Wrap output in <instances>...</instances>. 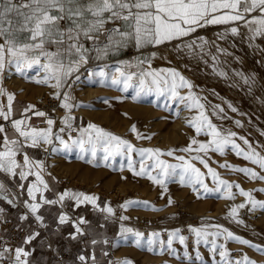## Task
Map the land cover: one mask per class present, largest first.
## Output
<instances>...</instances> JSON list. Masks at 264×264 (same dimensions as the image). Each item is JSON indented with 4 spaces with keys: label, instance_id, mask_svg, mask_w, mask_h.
<instances>
[{
    "label": "snow or ice",
    "instance_id": "1",
    "mask_svg": "<svg viewBox=\"0 0 264 264\" xmlns=\"http://www.w3.org/2000/svg\"><path fill=\"white\" fill-rule=\"evenodd\" d=\"M243 25L247 28L249 40L257 37H264V0H0V97L6 96L7 103H0V119L9 121L11 124L12 135L10 136L5 125L0 123V172L9 177H18L21 183L18 187L25 189L23 181H27L30 176L35 177L34 182H30L26 188L28 199L24 205L28 210L20 219L26 221L31 215L40 227H47L45 218L40 210L44 205L64 206L66 199L75 201V207L88 203L99 208L98 197L87 195L83 192L64 191L58 194L56 199H48L44 193L50 191L48 183L45 181L42 172L44 166L40 162H34L24 153L22 162L17 160V156L22 153L25 146L39 147L41 144L53 145L54 140L62 146L65 151L79 149L81 153L90 154L93 159L88 163H93L98 153H102V159L107 162L116 157H126L127 166L136 176H146L147 179L156 185H160L167 191L165 180L178 176L182 185L191 186L192 191L199 197L200 190L205 192L223 189L227 199H235L231 189L233 185L220 178L208 161L204 158L209 150L224 152L227 145H231L237 150V155H243L246 160L257 165L264 170V155L257 152L249 141L240 137L248 150L241 148L233 139L237 136L236 132H223L212 124L206 114L205 97L198 96L193 91V84L187 80L180 72L175 69H152L151 60L148 57L137 58L135 62H122L121 66L114 69L110 77L113 86H122L123 92L132 89L134 95L132 99L138 100L143 95L156 94L159 97H167L168 100L182 105L186 110H195L196 114L187 121L188 125L195 129L196 135L202 132L211 137L208 142H199L192 138L190 144L182 149H171L163 151L160 148H135L132 143L118 135H115L96 124H88L87 128L80 131V136L73 138L71 131L68 132L66 140L61 133L66 129H72L71 115H66L63 119L65 127L60 128L59 133L53 132L55 121L46 118L48 127L39 129L30 123L28 113L37 117H47L44 111L35 110L34 105H28L21 113V119H13L15 94L7 92L3 87V78L6 72L24 75L26 71L35 69L42 73L35 79L36 84L46 85L54 89L53 95L56 99H61V107L71 111L76 105L69 103L71 97L68 92L62 91L65 86L71 87L68 83L79 69L88 63L89 53L95 51L98 56L107 55L109 52H116L128 45H134L137 50L147 46H159L174 40H181L196 32L198 28L207 25ZM228 31L233 35L239 34L238 26H231ZM224 34H221L223 38ZM104 37L106 42L100 40ZM186 42L182 45L190 51L196 48L204 52V46L208 43L203 37ZM84 41L102 43V47L90 49L85 46ZM181 45H177L180 48ZM55 50H52V49ZM217 51H226L217 48ZM155 57V53H152ZM216 59L215 56L212 57ZM146 65V67H145ZM135 68L136 71H129ZM93 76L101 78L103 83L109 79V74L104 70L92 73ZM220 75H225L221 72ZM76 79H79L76 76ZM244 82L250 83V78L245 77ZM187 92L182 94V90ZM107 102V101H105ZM166 107L168 105H165ZM231 107V106H230ZM219 109V105L213 106V111ZM235 112L236 109L232 108ZM237 125L240 124L236 121ZM131 132L136 134L137 139H151V136H143L137 132L135 125H132ZM264 134V133H262ZM198 145V147H193ZM56 147L52 151H58ZM176 151L186 154L195 153L186 159L184 155L175 156L180 163L170 164L161 159L163 156L172 157ZM140 157L139 170L135 168L133 153ZM203 153L204 155H201ZM83 158V156H81ZM193 161H199L207 169V174L216 183L215 189H209L204 182L205 173L196 167ZM220 167H229L222 164ZM179 170V171H178ZM235 171L243 172L251 179L264 180V175L252 170L251 168H239ZM155 173V174H154ZM199 185V188H197ZM264 191V188L259 189ZM239 194L246 197L245 203L232 207L229 216L236 218L238 209H243L247 204H251L252 209L257 207L264 209V201H258L252 197V193L240 188ZM0 199H6L9 204H14V199H8V189L0 182ZM139 201H127L121 205L125 210L131 205H137ZM173 200L168 199L171 205ZM144 207L148 208V202H143ZM153 210L155 209L152 206ZM106 213L105 219L114 216L115 212L111 206L99 208ZM3 209H0V213ZM121 221L128 220L129 217L121 215ZM242 223V221H238ZM71 223L74 232L71 233L72 239L85 234L82 225H87L88 221L83 217L73 220L66 212L61 211L57 216V224L64 225ZM103 227V225H101ZM212 228L215 231H209ZM189 232L195 236V244L210 245V252L213 253V264H256V261L249 258L246 254L240 259L231 260V253L224 243H218V239L223 238L227 241H237L242 245L256 248L258 252L264 254V247L251 244L249 240L241 239L227 229H222L220 225H208L204 228L189 226ZM135 238L136 245H140L144 239V233L135 231L130 227L121 225L119 237L127 240L128 236ZM39 232L29 233L22 241L23 245H30ZM188 237L181 234L180 229L168 233L167 241L160 239L159 232H153L146 241L148 251H155L159 247L161 253L167 250L171 255H176L173 248V241L178 240L181 245L187 247ZM97 239H92L91 244L100 243ZM108 244L109 241H102ZM107 255V253H104ZM184 255L191 259L185 251ZM216 255L219 260H216ZM31 252L24 246L11 247L6 242L0 241V264H30L29 257ZM178 258V257H177ZM80 264H96V257L93 252L91 256L79 255L77 257ZM196 259L203 260L200 252L196 251ZM123 264H132L125 260Z\"/></svg>",
    "mask_w": 264,
    "mask_h": 264
},
{
    "label": "rangeland",
    "instance_id": "2",
    "mask_svg": "<svg viewBox=\"0 0 264 264\" xmlns=\"http://www.w3.org/2000/svg\"><path fill=\"white\" fill-rule=\"evenodd\" d=\"M240 25L243 26V23H240L239 25H207L203 28H198L196 32L192 33L188 37H184L181 40H174L172 42H180L186 38L192 36L195 37V35L197 36V32L199 30L205 31L206 28L210 30H216L218 26H222V28H230L231 26L240 27ZM243 33L250 34L247 29L243 30ZM100 40L106 42L104 37H101ZM172 42H168L166 44L171 45ZM84 43L85 46L90 49H93L97 46H103L100 42L94 44L92 41H84ZM159 46H147L143 49L137 50L134 45L130 44L119 51L109 52L107 55L100 56H98L95 51H91L89 53L88 63L84 64L79 69V71L69 79L68 83L71 85V87L66 86L64 90L68 92L71 97L69 103H72L76 106L73 107L69 112V110L61 107V103L59 102V106L62 108V111L66 115H71L74 117L72 120L73 130L66 129L65 133H61V135H63L67 140L68 132L71 131L73 138H77L80 136V131L84 128H87L88 124L90 123L96 124L104 130L114 134L116 130V120L114 119V115L117 113L123 114L128 123H132V115L129 111H124L122 106L131 103H147V100L152 99V95H143L140 99L134 101L132 99V96L134 95L133 90L129 89L128 92H123L122 86L111 85L110 77L114 73V69L118 66H121L122 62H135L137 58H141L143 53L148 55L149 49L158 48ZM52 50L55 49L53 48ZM100 70H104L109 74V79L105 80L103 83L100 82V77L91 75L92 73H98ZM129 71H136V69L132 68L129 69ZM25 74L20 75L15 73L13 70L6 72V76L3 80L9 84L19 81L31 84L32 86L38 85L41 89H43V92L39 93L37 97L49 96L53 93L54 89H51L46 85L36 84L34 82L36 78H39V76L42 75V73L34 69L26 71ZM76 76H78L79 79H76ZM106 116L107 119L105 118ZM58 122L59 121L55 122L52 126L54 133H59L60 128L65 127L63 121L59 123ZM45 146L47 147L46 159L49 164V169L67 177L71 182L78 184L83 189L92 191L96 194H101L103 199L106 201L107 206H111L113 208L115 212L113 217L119 220L121 225L130 227L135 231L142 232L140 227L133 224L134 216L139 214L145 216V218H149L150 221L156 222L157 225H161V228L166 230L165 237L161 236L160 234V239L165 242L168 239V233L176 229H180L181 234L188 237L186 241L187 250H180L184 245H181L178 240L173 241V248L176 249V255L174 256L171 255L167 250L161 253L158 246H156L155 251H148L147 245L144 241L147 240L151 233L159 232V229L153 228L148 233L142 232L144 233V239L139 246L136 245L135 238L129 234L127 240L120 238L121 246L117 252L119 264H123V261L125 260L131 261L132 264H176L175 261H194L198 264H213V253H211L209 250L210 245H205L203 243L196 245L195 236L189 232V226L198 228H204L208 225L221 226V222L215 217L226 219L231 203L229 201L231 199L226 198V192L223 189H221L219 192H205L203 188H199V185H197V188L200 190V195L198 197L197 194L192 191L191 186L182 185L179 182V177L175 176L165 180V184L167 186V191L165 192L162 186L152 183V181L147 179L146 176L134 175L133 172L128 169L126 157L118 156L114 160L110 158L109 161L105 162L101 158L103 154L98 153L97 158L94 159L93 163L90 164L87 161L93 159L91 155L87 153H81L78 148L71 151H65L55 140L53 145L45 144ZM53 147H56L59 150L53 152ZM134 147L137 149L148 148L136 147L135 145ZM132 155L135 161L134 166L138 171L140 157L135 152ZM81 156H83V158H81ZM175 156L178 155L175 154L174 156L170 157L169 160H166L164 156L161 157V159L166 160L170 164L180 163L175 159ZM75 164H81V166L87 167L89 170L93 171L102 170L107 173L108 176L114 175L116 181L112 183H105L102 179L104 178L103 176L98 178L94 175H90L89 172L82 174L78 171V168L74 167ZM204 182L209 189H215L217 187L212 178H204ZM116 186H119V188L116 189ZM232 193L235 195V199H237L239 204L246 202V197L241 196L235 191H232ZM169 197H171L173 200L171 205L168 204ZM216 197L218 199H216ZM252 197L258 201H264V191H259L257 194L254 193ZM130 200L139 201L141 203L137 205H131L126 210L121 207V205H124ZM143 202H148L150 207L145 208ZM193 205L200 206L193 208ZM152 206L158 210H153ZM245 208L249 209L251 215L254 216H251V218H258L264 215V209H260L258 207L256 209H252L250 203L247 204ZM121 215L129 217V219L121 221L119 219ZM185 217L188 218V220H192L187 221ZM183 219H185L184 221L186 222L183 221V225H181ZM171 221L173 224L170 223ZM177 221L180 223L179 225ZM168 222L169 224L176 226L168 228L164 227ZM208 230L215 231V229L212 228H209ZM217 242L224 243L227 247V240L220 238ZM251 244L264 247L258 242H253ZM230 247V249H227L231 253V260L240 259L246 254L249 258L255 260L256 264H264V258L261 257L262 254L257 250H252L255 252H251V254L248 255V250L242 249L240 243L237 241H234V245ZM197 250L203 257V260L196 259ZM185 251L188 252V254L191 256V259L184 255ZM235 254H238V256ZM144 255L150 257L147 259L144 257ZM255 255H257V257ZM215 258L216 260H219L218 255H216Z\"/></svg>",
    "mask_w": 264,
    "mask_h": 264
},
{
    "label": "bare ground",
    "instance_id": "3",
    "mask_svg": "<svg viewBox=\"0 0 264 264\" xmlns=\"http://www.w3.org/2000/svg\"><path fill=\"white\" fill-rule=\"evenodd\" d=\"M228 29L218 26L216 30L207 28L205 31L199 30L195 37L192 36L180 42H172L171 45L165 43L158 48H151L148 50V55L143 53L141 58H150L152 69H175L180 72L193 84V91L198 96L206 98L201 102L205 103L206 114L213 125L223 132H236L237 136L233 139L244 150L247 151L248 146L243 143L240 137L246 138L257 152L264 155V134H262L264 133V37H257L250 41V34L243 33V30L247 29L244 25H240L238 35L231 34ZM221 34H224L223 38H221ZM199 37H203L208 42L204 46L203 53L200 52L199 48L190 51L182 47L184 43L193 40L199 43ZM177 45H181V47L177 48ZM217 48L226 51H217ZM152 53H155V57H152ZM213 56L216 57L215 60L212 59ZM221 72L225 75H220ZM245 77L250 78L251 82L246 84L244 82ZM64 90L65 88L62 91ZM186 92L187 89L182 90V94ZM151 95L152 99L147 100V103H131L122 106L124 111L130 112L133 121L128 123L121 113L114 115L116 120L115 135L127 139L136 147L160 148L165 151L187 147L192 138L202 143L211 140V137L203 132L196 135L195 129L188 125L187 121L196 114L195 110L190 112L182 105L178 106L168 100L167 97H159L154 93ZM59 102L61 103L62 100L59 99ZM215 105H219L223 111L216 109L214 113L213 106ZM232 108H235L236 111L233 112ZM105 118L107 119V116ZM236 121H239L240 124L237 125ZM132 125L136 126L138 133L143 136H151V139H137L136 134L131 132L130 127ZM193 147H198V145H193ZM175 154L184 155L186 159L190 155H195V153L186 154L181 151H176ZM201 155L204 154L201 153ZM164 158L170 159L168 156H164ZM204 158L208 161L209 166L219 173L221 179L233 185L238 184L240 188L251 192L252 195L257 194L259 189L264 187V180H254L245 173L234 170L251 168L264 175V170L246 160L243 155H237V150L233 149L231 145L225 146L222 154L209 150ZM193 163L205 173V178H211L207 174V169L199 161H193ZM222 164H227L229 167H220ZM74 167L78 168L82 174L89 172L90 175L98 178L103 176L102 179L105 183L116 181L114 175L108 176L102 170H89L81 164H75ZM116 187V189L119 188V186ZM240 188L234 186L231 190L239 193ZM216 199L218 198L216 197ZM229 201L231 203L227 218L215 217L221 222V228L231 231L241 239H248L251 243L258 242L264 246V215L251 218L249 209L243 208L238 209V216L233 218L229 216V211L232 207L239 205V202L237 199ZM198 206L200 205H193V208ZM146 219L149 218L136 214L133 224L142 227V221ZM186 219L187 221L192 220ZM184 220H182L181 225H183ZM238 221H242V223ZM170 223L173 224L172 221ZM171 224L168 222L164 227L176 226ZM149 225L152 228H161V225H157L154 221H150ZM233 245L234 241L227 242L228 249ZM240 246L242 249L248 250V255L256 251L248 245L240 244ZM180 250L187 249L182 246ZM235 255L238 256V254ZM255 256L257 257V255ZM144 257L148 259L150 256L144 255ZM261 257L264 258V254ZM175 262L176 264H198L194 261Z\"/></svg>",
    "mask_w": 264,
    "mask_h": 264
},
{
    "label": "crops",
    "instance_id": "4",
    "mask_svg": "<svg viewBox=\"0 0 264 264\" xmlns=\"http://www.w3.org/2000/svg\"><path fill=\"white\" fill-rule=\"evenodd\" d=\"M3 87L7 92L15 94L13 119H21V113L28 105H34L35 110L42 111L36 103L37 95L43 92V89L38 85L32 86L31 84L19 81L9 84L3 80ZM0 103H7L6 96L0 97ZM28 116L30 117L29 123L33 127L39 129L48 127L46 124L48 116L37 117L31 112L28 113ZM8 133L11 136L12 130L8 131ZM0 142H2V138H0ZM24 153L34 162L43 164L42 175L51 189L44 193L48 199H56L58 194L68 190L96 196L98 197L97 204L99 208L107 206L101 194L83 189L78 184L71 182L67 177L56 173L54 170H50L46 159L47 147L45 144H41L39 147L25 146L22 153L17 156L18 161L22 162ZM34 181L35 177L30 176L27 181H23L25 189L21 190L18 187L19 183H21L18 177L12 178L0 172V182L4 183L8 189V199L15 197L14 204H9L6 199H0V209H3V212L0 213V219L10 221L18 230L24 231L15 247L24 246L26 250L31 252V256L29 257L30 264H80L77 259L79 255L91 256L93 252L96 257V264H119L117 252L121 246L118 235L121 223L113 216L105 219L107 214L101 212L99 208L91 204L85 203L79 207H75V201L66 199L63 207L60 205H44L40 212L45 218L47 227L38 226L31 215H29L28 220L22 221L20 217L28 211L24 205V201L28 199L26 188L30 182ZM61 211L66 212L73 220L83 217L88 221L87 225L81 226L85 230L83 236L72 239L71 233L74 232L72 224H57V216ZM33 231L39 232V236L30 245H23V239ZM1 233L4 237H9L10 235L8 231H2ZM94 238L101 242L92 245L91 240ZM104 239H107L109 243H103ZM104 253H107V255ZM88 264H92V261L89 260Z\"/></svg>",
    "mask_w": 264,
    "mask_h": 264
},
{
    "label": "built area",
    "instance_id": "5",
    "mask_svg": "<svg viewBox=\"0 0 264 264\" xmlns=\"http://www.w3.org/2000/svg\"><path fill=\"white\" fill-rule=\"evenodd\" d=\"M36 103L40 106L41 110L47 113V116L55 122H62L66 116V114L62 111V108L59 106V99H56L53 94L49 96L37 97ZM0 123L4 124L8 131L11 130V124L9 121H3L0 119ZM149 222V219L142 221L143 226L140 227L142 232L148 233L151 229H153L150 227ZM2 231H8L10 233L9 237H4L1 233ZM23 233V230H18L10 221H3L0 219V241L6 242L8 246L15 247ZM159 233L161 236H166V230L163 228H159Z\"/></svg>",
    "mask_w": 264,
    "mask_h": 264
}]
</instances>
